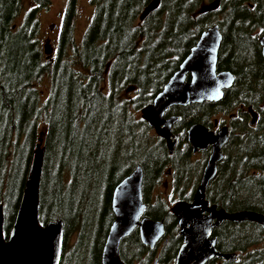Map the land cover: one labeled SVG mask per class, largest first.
Masks as SVG:
<instances>
[{
    "label": "rangeland",
    "instance_id": "obj_1",
    "mask_svg": "<svg viewBox=\"0 0 264 264\" xmlns=\"http://www.w3.org/2000/svg\"><path fill=\"white\" fill-rule=\"evenodd\" d=\"M149 1L96 0L91 4V0H52L50 10H35L28 38L24 30L18 35L0 31V203L11 228L16 214L10 206V188L16 183L25 184L39 132H43L39 221L41 225L49 220L63 221L59 264H101V228L105 223L112 224L113 191L160 141L142 121L140 107L147 102V90L151 89L152 94L162 88L190 53L193 38L219 17L227 19L229 13L235 16L237 9L230 0L211 13L202 10L212 0H161L160 6L142 22L139 16ZM238 1L241 17H247L248 23H252L250 18L264 21L262 13L246 12L249 4L258 0ZM259 4L264 10V0ZM67 8L66 31L54 34L51 54L40 56L30 45V38L35 44L40 29L43 38L54 37L45 24ZM71 37L80 46L85 64L96 59L92 65V98L74 142L62 136L60 124L64 110L84 80L67 55ZM41 47L44 51V44ZM44 59L49 66L41 72ZM221 63L240 67L236 60ZM262 67L258 64V76ZM130 84L135 91L127 90ZM248 86L252 88L251 101L264 110V82L260 77L256 81L247 78L242 87L245 90ZM242 87H234L221 106L213 107L229 109L237 102ZM4 89L15 94L11 105L3 101ZM191 120V115L186 114L185 125ZM204 120L210 125L207 117ZM258 131L263 133L257 134L251 145L241 146L243 156L239 146L228 149L227 162L219 164L209 184L207 196L225 192L226 197L220 201L223 209L230 212L251 210L264 214V120ZM183 149L176 152L173 173L168 174L167 166L160 184L149 195L150 202L166 210L165 233L153 248L140 247L133 264H175L184 244L172 208L176 202L193 198L208 153L191 157L192 150ZM246 162L250 171L248 176L240 177ZM212 237L219 254L235 257H215L207 264H264V225L228 221L216 228Z\"/></svg>",
    "mask_w": 264,
    "mask_h": 264
},
{
    "label": "water",
    "instance_id": "obj_2",
    "mask_svg": "<svg viewBox=\"0 0 264 264\" xmlns=\"http://www.w3.org/2000/svg\"><path fill=\"white\" fill-rule=\"evenodd\" d=\"M218 3L215 1L205 6L202 12L214 10ZM159 4L160 0H151L141 12L139 20H146ZM221 39L217 26L203 32L176 73L156 95L154 103L143 110V118L169 141L173 138L171 126L179 119L171 116L165 121L164 115L170 107L219 100L222 89L232 84L233 75L230 72H217ZM45 53L50 54L49 46H46ZM188 74L191 75L190 82L186 81ZM161 125H165V130L159 129ZM190 136L199 148L203 149L209 144L214 146L192 202L179 201L172 208L184 237L175 264H207L215 257L233 259L234 255L217 252L216 239L212 237L214 229L225 221H248L264 225V214L251 210H217L215 205L209 207L206 190L217 174V164L222 158L221 148L226 137L224 132L214 137L201 124L192 127ZM178 138L179 135L174 136L175 141ZM42 142L43 138H40L34 150L19 208L8 231H5L4 207L0 206V264H59L63 221L58 219L44 225L39 221V186L45 151ZM143 178V168L137 165L113 191L111 207L115 220L109 228L103 248V264H125L120 257V244L137 227L141 241L152 248L165 233L164 221L154 220L146 214ZM204 212H209V215L206 216Z\"/></svg>",
    "mask_w": 264,
    "mask_h": 264
},
{
    "label": "flooded vegetation",
    "instance_id": "obj_3",
    "mask_svg": "<svg viewBox=\"0 0 264 264\" xmlns=\"http://www.w3.org/2000/svg\"><path fill=\"white\" fill-rule=\"evenodd\" d=\"M215 1L219 2L218 6L214 10L207 11V13L208 12L211 13V12L219 10L221 7H223V4L227 2V0H212L209 4ZM231 1H234V4L237 5V9H235L236 10L235 16H233L232 13H229V16L226 17L227 19H225V16H223L222 20H220V17H219L218 21H215L210 26L204 28L198 36L193 38V46L191 47L192 49L197 44L203 32L208 31L209 29L215 26L218 27V30L221 34L222 39H221V45H220L219 55H218L217 72H230L233 75L232 84L229 87H225L222 89L220 99L214 100V101H203L200 103H190L186 106L176 105V106L170 107L164 115L165 121L168 120L171 116L179 117V119L171 126V132L173 136L171 141H169L166 137L159 135L157 132V129L153 128L149 124V122L143 118V110L154 103L156 95L162 91L165 83L162 88L160 89L158 88L156 91L154 90L152 94L150 93L151 89H148L147 90V95H148L147 102L143 106L140 107L142 121L148 123L149 127L154 131V133L160 139V141L157 144V162L161 161V156L158 153L160 149L163 150L166 156L164 160H166L167 162L169 159L171 160L170 162H168V165H167L170 167V168L169 167L167 168L169 175L173 173V169L171 167L176 161V152L178 150L179 151L184 150L183 149L184 147L185 148L189 147V149L192 150L190 152L191 157L200 155L202 152H207L208 159H209L213 151L214 145L209 144L207 147L202 149L198 147L197 142L191 139L190 131L192 127L196 124H201L214 137L218 136L222 132H224L225 134L226 141L221 148L222 158L217 164V170H218L219 164L227 162L228 160L227 151L231 146H239L241 156H243L244 152L241 151V146L251 145L253 143L254 137H256L257 134L263 133V131H258V128L260 127V123L264 120V110H262L261 107L257 106L251 101V98H252L250 97L251 96L250 91L252 90L251 86L246 87L244 90L242 85H243V81L246 80L247 78H250L253 81H256L258 77H260L262 81L264 82V41H263L264 21L259 22L257 20H252L250 18V22L252 23L251 24L248 23L247 17H244V18L241 17L242 14L240 12L242 8L238 6L239 1L230 0L229 3ZM25 2L29 4L24 5ZM94 2L95 0H91V4H93ZM259 3H260V0H258V2L253 1V3H250L248 10L246 12L248 14L262 13L263 18H264V10L262 8L261 9L259 8V5H260ZM160 4H161V0H160ZM209 4H205L204 7L208 6ZM51 5H52V0H0V31H3V33H5L7 30H10L12 34L18 35L22 30H24L26 32V37L28 38L29 32L32 31L33 29L32 23H33V16H34L35 10L39 12L41 9H44V8H46V10H50ZM67 17H68V8L65 11L58 12L56 15L52 17V21L49 24H45L46 27H48V31L51 30L50 32H52L53 35L55 33L60 34V33H63V31H66L67 25L65 24V22L67 20ZM232 19H234L233 20L234 24L230 22V20ZM235 21H237V24ZM39 25H40V22H39ZM73 31H74V28H73ZM40 33H41V29L36 34L35 44H33L32 42L33 37L31 38L29 37L31 40L30 45L36 48V53H38L40 56H44V55H47L45 53L46 46L50 47L52 43L55 42V35L54 37H49L47 35L43 38L42 35L40 36ZM255 33H258V34H255ZM60 43L58 46H60ZM42 44H44V51L42 50V47H41ZM51 48L53 50L52 46ZM227 59L234 60V61L236 60V64H239L240 67L236 69L234 65L232 67L222 66L221 62ZM44 60L47 61L46 59ZM258 64L263 66L262 71H260L259 76H258V71H257ZM177 70L178 68L176 67L173 70V72L170 74L166 82L174 75V73H176ZM186 81L187 82L191 81L190 74L187 75ZM236 86H241L242 88L240 89V94L238 95L237 102L235 104L230 106L229 109L213 107L217 104L218 106H221V104H223L228 98L229 93L234 91V87ZM135 89L136 87L133 86L132 84L127 86L128 91H135ZM186 114L187 116L191 115V118L193 119L190 121L188 125H185L184 123V117ZM205 117H207V121L210 122V125H207V123H205V120H204ZM159 129L165 130V125H161ZM177 135H179V138L177 141H175L174 136H177ZM41 136H43L42 138L44 142V135H41ZM196 148L197 150H195ZM137 165H141V163L139 162ZM249 165H250L249 162H246L244 164L243 169L245 168V170L242 173H240L241 175L240 177H244L246 175L248 176V173L250 171L248 169ZM135 168L128 171L127 174L119 181V183L125 177L131 174ZM204 169H205V166H204ZM204 169H203V172H204ZM208 188L206 190V200L209 202V207H212L213 205H215L217 206V210L222 209L223 208L221 205L222 203L218 204L217 202H215V199H209V197L207 196ZM220 193L223 198L226 197L225 192H220ZM192 199L187 202H192ZM111 202H112V198H111ZM155 204H157V209L163 208L159 206L160 204L157 202L153 203L152 205H155ZM173 214L176 216L175 213ZM204 214L207 216L209 215V212H204ZM114 220H115V215L113 213L112 223ZM226 222L228 221H225L224 223H222L216 228L223 226ZM107 235L108 233L105 235V238L103 240L104 245L107 239ZM133 235H138L140 238L138 227L129 236H133ZM122 241H121V244H122ZM121 244H120V248H121ZM143 246H147V245H145L141 241V238H140V246H139V249L137 250V253L140 252V247H143ZM103 248L104 246L101 249L100 260H99L101 264H103L102 263ZM127 250L130 251L129 248ZM128 251L126 252V254L128 253V256H129ZM120 257H121V260L125 264H128L127 262L123 260L121 253H120ZM135 259H137V257L134 255L130 259L131 264L135 262Z\"/></svg>",
    "mask_w": 264,
    "mask_h": 264
},
{
    "label": "trees",
    "instance_id": "obj_4",
    "mask_svg": "<svg viewBox=\"0 0 264 264\" xmlns=\"http://www.w3.org/2000/svg\"><path fill=\"white\" fill-rule=\"evenodd\" d=\"M150 2L151 1H149V3ZM149 3H147V5ZM67 55L71 65L74 66L76 69H78L79 72L81 70L82 76L84 78L79 91L74 95V97L69 102L67 108L63 112L60 121L62 136L66 140L70 142H74L77 138V135L83 123V118L87 113L88 106L92 98V92H93L92 78L95 74L93 71L94 67L92 65L93 63L96 64L95 63L96 59L92 58L91 64H85L81 58L80 46L75 42V40L72 37L68 41ZM48 66L49 64L46 61H44L41 66V72H43ZM14 95H15L14 93L10 95L8 90L4 89L2 93L4 103L6 105H11L13 102ZM40 134L41 131L39 132V139L43 137ZM38 142L36 143V145L38 144ZM158 153L161 156V161L159 162H157V146L147 151V153L143 156V158L140 161L144 172L143 197L145 203L148 206L146 211L147 215L154 220H164L166 217V210L162 208L157 209V204L152 205L153 203L150 202L149 200V195L152 192L153 187L158 186L160 184L164 170L168 165V162L171 161L170 159L168 160V162L164 160L166 156L162 149H160ZM79 158L80 159L83 158L82 152L80 153ZM24 185H25L24 183L23 184L16 183L12 185V187L10 188V206L15 211V214L17 213L19 208ZM209 199H215V202L221 204L220 199L223 201L224 198L221 196V193L219 194L217 193V195L215 196H210ZM12 220L15 219L13 218ZM49 221H47L46 223H48ZM109 228H110V223L103 224V227L101 228V232L102 234H104V238L105 235L108 233ZM8 230H10V225H8V222L5 219V231ZM139 246H140V238L138 235H133L125 238L122 241L120 248V253L123 260L128 264H131L130 259L134 255L135 256L137 255V250L139 249ZM128 248L130 249V251L127 250ZM127 251L129 252V256L128 253L126 254Z\"/></svg>",
    "mask_w": 264,
    "mask_h": 264
}]
</instances>
